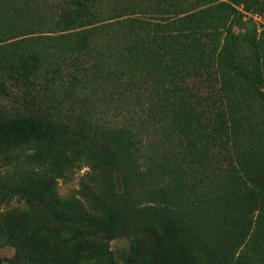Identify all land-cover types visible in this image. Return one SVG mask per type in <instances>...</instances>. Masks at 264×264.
Wrapping results in <instances>:
<instances>
[{"label":"trees","instance_id":"trees-1","mask_svg":"<svg viewBox=\"0 0 264 264\" xmlns=\"http://www.w3.org/2000/svg\"><path fill=\"white\" fill-rule=\"evenodd\" d=\"M247 14L251 15L247 17ZM261 0H0V95L37 85L148 105L161 137L78 116L0 110V247L8 264H264ZM70 67L62 98L52 83ZM78 74V75H77ZM38 94V93H37ZM147 152V151H146ZM159 157V158H158ZM143 167V169H141ZM87 170L61 196L58 181ZM120 193V201L112 196Z\"/></svg>","mask_w":264,"mask_h":264},{"label":"rangeland","instance_id":"rangeland-1","mask_svg":"<svg viewBox=\"0 0 264 264\" xmlns=\"http://www.w3.org/2000/svg\"><path fill=\"white\" fill-rule=\"evenodd\" d=\"M37 2L39 5L46 7L47 5L54 4L60 0H32ZM264 9V0H261ZM251 15L247 14V17ZM256 25H264V19L255 21ZM73 73L70 67L62 68L61 78L56 79L52 83V93L55 96L62 98V90L68 86L67 74ZM78 75V74H77ZM51 74L41 71L37 78V85L27 88L29 94L23 95L22 87H9L7 86V95H0V110L8 115H30L40 116L41 113L51 112L52 116L59 117L73 126L74 120L77 115L84 117L87 121L96 123L99 127H112V128H129L132 131L139 132L141 139L140 143L144 153H159L167 154L164 148L155 149L156 142L161 137V132L156 131L158 125L153 124L152 120L148 117L147 110L148 105L142 102V105H135L134 99H120L116 96L109 97L107 93H103L100 89L93 90H80L78 87L75 88L73 94L68 95L62 99V103L56 104L49 102L47 98H42L41 95L49 94L50 92L43 91L42 87L45 83V79H50ZM38 93V94H37ZM159 158V157H158ZM143 169V167H141ZM87 169L81 168L76 171L70 178L63 182L58 181L57 192L61 196H65L72 191L77 189V183L79 178L85 173ZM114 202H119L120 193L115 192L112 196ZM0 210H4V213L8 214H19L21 211L20 204L14 200L9 201L7 204L0 206ZM128 248L127 238H116L113 239L109 244V252L104 258V264H125V257ZM15 254V250L12 247H0V264H8L7 260L11 259Z\"/></svg>","mask_w":264,"mask_h":264},{"label":"built area","instance_id":"built-area-1","mask_svg":"<svg viewBox=\"0 0 264 264\" xmlns=\"http://www.w3.org/2000/svg\"><path fill=\"white\" fill-rule=\"evenodd\" d=\"M252 19L254 20V21H260L261 20V18L259 17V16H256V15H254V16H252Z\"/></svg>","mask_w":264,"mask_h":264}]
</instances>
